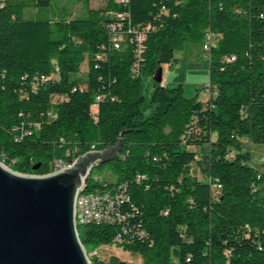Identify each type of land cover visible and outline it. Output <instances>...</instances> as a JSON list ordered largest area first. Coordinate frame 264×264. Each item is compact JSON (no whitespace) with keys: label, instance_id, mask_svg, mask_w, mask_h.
I'll return each mask as SVG.
<instances>
[{"label":"trees","instance_id":"obj_1","mask_svg":"<svg viewBox=\"0 0 264 264\" xmlns=\"http://www.w3.org/2000/svg\"><path fill=\"white\" fill-rule=\"evenodd\" d=\"M51 2L0 0V161L46 175L55 159L111 148L121 136L109 162L117 180L91 173L87 188L124 186L120 208L134 236L115 243L118 224L78 231L88 253L116 244L143 260L94 255L93 264H264V173L246 148L264 144V0H109L99 10L85 0L84 18L56 21L42 12ZM29 10L36 15L27 17ZM117 22L151 28L139 77L132 75L134 47L113 48ZM206 31L219 36L208 100L155 82L145 107L143 77L174 65L175 52L204 43Z\"/></svg>","mask_w":264,"mask_h":264},{"label":"water","instance_id":"obj_2","mask_svg":"<svg viewBox=\"0 0 264 264\" xmlns=\"http://www.w3.org/2000/svg\"><path fill=\"white\" fill-rule=\"evenodd\" d=\"M162 76L160 68L154 81L162 83ZM120 144L121 136L113 147L46 175L19 173L0 161V264H93L79 236L77 197L97 163L113 161Z\"/></svg>","mask_w":264,"mask_h":264},{"label":"rangeland","instance_id":"obj_3","mask_svg":"<svg viewBox=\"0 0 264 264\" xmlns=\"http://www.w3.org/2000/svg\"><path fill=\"white\" fill-rule=\"evenodd\" d=\"M108 3L109 0H89V7L93 10L105 9ZM42 12H49L48 16L52 21L79 19L85 17L86 4L85 0H52L51 7ZM35 15V10L27 12V17H34ZM203 44L200 42H186L182 49L175 52L176 63L171 66L169 64L164 65L163 78L166 80L169 89L182 85L185 96L197 95L199 100L205 98V85L210 84V65ZM87 70V62H85L82 64L81 73L78 76L81 81L86 80ZM154 85V78L143 77L142 93L146 99L145 107H148L150 103ZM250 152L252 163L264 173V144H254ZM193 173L198 178H203L202 171L197 164H193ZM92 176L105 182H115L117 180V175L113 172L109 162L101 166L96 165L93 168ZM95 255L104 262H109L112 255L129 262L143 260L142 255L139 253L125 251L116 244L101 246L97 249Z\"/></svg>","mask_w":264,"mask_h":264},{"label":"built area","instance_id":"obj_4","mask_svg":"<svg viewBox=\"0 0 264 264\" xmlns=\"http://www.w3.org/2000/svg\"><path fill=\"white\" fill-rule=\"evenodd\" d=\"M119 4H126L127 0H117ZM120 19H127V15L120 14L118 16ZM111 30V43L113 48L116 50H121L125 44H130L134 47L135 63L132 68V75L134 77H139L141 74V62L142 56L145 51V40L147 38L148 32L151 30L150 27H134L129 26L124 29L123 23L117 22L110 25ZM219 36L210 32H205L203 48L209 55L213 48L218 44ZM97 59H102L101 55H97ZM236 57L232 56L227 58L228 62H234ZM58 71V68H56ZM44 81L48 79L42 77ZM208 93H211L210 84L206 87ZM58 97H55L53 101H57ZM102 100V95H97L95 98V103L93 104L94 113L98 108V103ZM69 155V153H67ZM76 160V159H75ZM65 161L62 159H55L51 164V169L55 166H63V169L69 167L75 161ZM141 177L138 176V179ZM88 183V182H87ZM87 183H85L87 187ZM213 192L215 197L221 194L222 185L217 180L213 183ZM123 185L106 186L104 188L98 187V192H91L87 188V194L83 200H77L76 202V218L79 225L84 224H101V225H112L118 224L119 232L115 237V243H122L126 239V235H133V230L129 229L124 223L127 216L121 212V204L125 200L126 195L123 190ZM134 236V235H133ZM97 250L90 252L88 255L91 259Z\"/></svg>","mask_w":264,"mask_h":264},{"label":"bare ground","instance_id":"obj_5","mask_svg":"<svg viewBox=\"0 0 264 264\" xmlns=\"http://www.w3.org/2000/svg\"><path fill=\"white\" fill-rule=\"evenodd\" d=\"M62 169H63V166H55L53 169L50 170L49 174L57 172V171L62 170ZM86 194H87V187H86V185H84L81 188V190L79 191L77 200H83V198L86 196ZM76 223H77V225H79V223L77 222V218H76Z\"/></svg>","mask_w":264,"mask_h":264},{"label":"crops","instance_id":"obj_6","mask_svg":"<svg viewBox=\"0 0 264 264\" xmlns=\"http://www.w3.org/2000/svg\"><path fill=\"white\" fill-rule=\"evenodd\" d=\"M206 53V52H205ZM207 54V59H208V61H209V55H208V53H206ZM171 66V65H170ZM164 68V66L162 67V69ZM163 71H164V69H163ZM162 85L164 86V87H166V88H168V86H167V82H166V80H164V78H163V76H162ZM208 86V85H207ZM206 85H205V92H206V95H205V98L203 99V100H201V101H203V102H206L207 100H208V98H209V93H208V91L206 90V87H207ZM169 89V88H168ZM254 144L253 143H251L250 141L249 142H247V145H246V148L248 149V150H250V149H252V146H253ZM253 164V163H252ZM254 165V164H253ZM257 168V167H256ZM141 262V261H140Z\"/></svg>","mask_w":264,"mask_h":264}]
</instances>
